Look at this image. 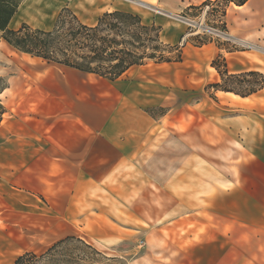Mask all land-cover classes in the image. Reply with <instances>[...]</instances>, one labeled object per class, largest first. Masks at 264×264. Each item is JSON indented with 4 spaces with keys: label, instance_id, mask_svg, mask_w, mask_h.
<instances>
[{
    "label": "rangeland",
    "instance_id": "rangeland-1",
    "mask_svg": "<svg viewBox=\"0 0 264 264\" xmlns=\"http://www.w3.org/2000/svg\"><path fill=\"white\" fill-rule=\"evenodd\" d=\"M204 1L22 2L15 16L16 28L26 22L51 29L64 7L90 25L106 11L137 13L145 23L161 26L165 43L176 44L184 34L180 43L183 59L174 69L153 62L145 69L134 67L112 83L97 76L74 80L77 86L92 84L87 95H81L93 99L94 119L109 99L110 112L130 137L129 153L118 170L100 186H83L78 194L71 193L73 186L54 184L58 180H53V171L43 178V171L22 169L21 155L9 150L20 145V125L15 128L19 122L4 114L0 128V264H13L25 251L41 253L52 241L72 234L95 238L106 257L117 259L102 264H264V208L259 201L264 177L259 178V169H249V176H243L244 155L239 139L230 134L244 106H236L233 95L207 87L221 81L211 65L218 53L224 54L229 66L234 56L226 49L260 51L261 42L245 34L247 23L233 3L224 17L215 14L210 4L185 13L186 8ZM197 41L206 43L196 46ZM38 66L54 67L64 83L67 69L63 65L26 55L0 40V75L9 82L30 77L28 71ZM166 78L173 84L163 82ZM231 85L245 89L236 82ZM0 97L3 103L7 97L13 108L20 107V91ZM198 197L204 198L203 204ZM214 205L220 214H235L236 219L230 223L222 216L218 219L214 212L219 209ZM198 208L206 220L198 231L194 228L189 235L149 233L153 221L159 226L166 223V211L174 220Z\"/></svg>",
    "mask_w": 264,
    "mask_h": 264
},
{
    "label": "crops",
    "instance_id": "crops-1",
    "mask_svg": "<svg viewBox=\"0 0 264 264\" xmlns=\"http://www.w3.org/2000/svg\"><path fill=\"white\" fill-rule=\"evenodd\" d=\"M235 7L241 10L238 11V16L247 23L245 34L260 41L261 50L228 52L234 56L232 65L229 64L228 70L230 73L258 71L264 75V0H248L244 5H235ZM14 24L15 17L10 26L16 28ZM176 64L179 62L157 65L165 66L162 67L164 69H174L173 66ZM147 65L135 67L145 69ZM64 67L67 70L63 77V84L61 83L60 72L56 71L54 67L38 66L31 71L27 70L30 77L15 78L10 82L8 81V87L1 95H7L9 91H20V109L13 108V104L7 101V97H5L6 102L4 104L7 108L5 115L8 114L12 122L13 119L19 122L15 128L20 125V133L17 135L20 145H14L9 150L21 155L22 169H36L39 174L40 171H43V178L49 177V172L53 171V180H58L54 184L73 186L71 193L78 194L81 187L86 185L100 186V183L109 179L118 170L124 162L125 155L129 153L127 146L130 137L126 136L123 126H118L116 114L110 112L108 105L111 101L109 99H106V107L102 113L98 109V114L94 119L93 99L81 95V93L87 95L88 90L92 89V84L77 86L74 82L75 79L82 78V76L104 78ZM38 73H45L47 76L44 78L33 76ZM163 82L173 84V81L167 78ZM221 92L233 95L231 100L236 106H244L242 116L236 117L237 128L230 130L231 136L239 139L238 143H240L244 155L241 166V169H244L243 176H249V169L250 171L259 169V178L262 179L264 177V88L248 96H241L234 92ZM123 101L126 100L123 99ZM4 121L5 119L2 120L0 128ZM25 155L30 157H25ZM261 171L263 172L261 173ZM220 183H218L219 186ZM234 183L236 184V182ZM234 183L231 182L232 186H235ZM260 184L262 197L259 201L264 208V179L260 181ZM240 185L242 184L240 183ZM228 188L231 189V187ZM198 200L201 201V204L204 203L203 197H198ZM214 207L216 210L219 209L215 205ZM199 209L182 214L174 220L173 215H169V212L166 211L163 215L168 218L166 223L159 226L153 221L156 225L151 227L149 233L162 234L167 232L174 235H184L185 233L189 235L194 228L198 231L206 221ZM96 214L99 213L96 212ZM214 215L218 219L222 216L228 220V223L232 222L231 219H236L235 214H220V209L218 212H214ZM189 221L193 223L192 227ZM195 221L196 223H194ZM106 225L111 228L110 224ZM115 228L112 226V229ZM261 229L264 230V211L261 217ZM183 235L181 237H184ZM58 239L52 241L51 244ZM84 239L99 249L95 243L97 241L95 238Z\"/></svg>",
    "mask_w": 264,
    "mask_h": 264
},
{
    "label": "trees",
    "instance_id": "trees-1",
    "mask_svg": "<svg viewBox=\"0 0 264 264\" xmlns=\"http://www.w3.org/2000/svg\"><path fill=\"white\" fill-rule=\"evenodd\" d=\"M24 0H0V40L21 53L57 63L81 72L98 75L109 81H116L135 66L150 62H181V45L165 43L161 39V26L147 24L142 17L126 10L104 12L95 24H86L68 7L59 12L51 29L34 27L23 22L19 28L10 23ZM248 0H205L202 5L186 8H201L212 5V11L224 17L230 4L244 5ZM225 29V21H222ZM200 36L195 37L198 39ZM206 42L197 41L196 46ZM220 49H225L221 47ZM228 52L237 49H226ZM219 73L221 81L209 84L216 91L234 92L248 96L264 88V75L258 71L230 73L226 57L222 52L211 62ZM236 82L243 86L235 87ZM8 87V80L0 75V96ZM7 108L0 97V124ZM106 257L99 249L77 235H67L52 243L41 253L25 251L19 254L13 264H102Z\"/></svg>",
    "mask_w": 264,
    "mask_h": 264
},
{
    "label": "bare ground",
    "instance_id": "bare-ground-1",
    "mask_svg": "<svg viewBox=\"0 0 264 264\" xmlns=\"http://www.w3.org/2000/svg\"><path fill=\"white\" fill-rule=\"evenodd\" d=\"M143 4V3H142ZM28 55V54H27Z\"/></svg>",
    "mask_w": 264,
    "mask_h": 264
}]
</instances>
